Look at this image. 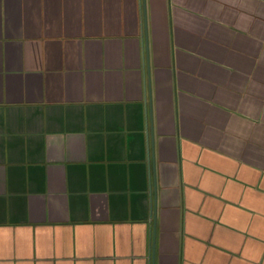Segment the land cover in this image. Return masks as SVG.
Returning <instances> with one entry per match:
<instances>
[{"label":"crops","instance_id":"1","mask_svg":"<svg viewBox=\"0 0 264 264\" xmlns=\"http://www.w3.org/2000/svg\"><path fill=\"white\" fill-rule=\"evenodd\" d=\"M264 264V0H0V264Z\"/></svg>","mask_w":264,"mask_h":264},{"label":"water","instance_id":"2","mask_svg":"<svg viewBox=\"0 0 264 264\" xmlns=\"http://www.w3.org/2000/svg\"><path fill=\"white\" fill-rule=\"evenodd\" d=\"M153 262H154V258H153V254H152V264H153Z\"/></svg>","mask_w":264,"mask_h":264}]
</instances>
